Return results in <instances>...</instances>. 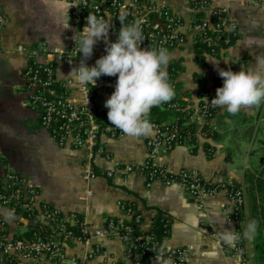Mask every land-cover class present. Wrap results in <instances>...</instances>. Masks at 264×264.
Listing matches in <instances>:
<instances>
[{"label": "crops", "instance_id": "crops-1", "mask_svg": "<svg viewBox=\"0 0 264 264\" xmlns=\"http://www.w3.org/2000/svg\"><path fill=\"white\" fill-rule=\"evenodd\" d=\"M153 1L181 16L185 29L191 25L193 12L187 0ZM215 4L226 6L239 23L237 41L220 55H208L205 69L195 61L192 35L189 34L181 47L169 51L170 62L181 60L185 67L178 80L183 82L184 90L191 93L194 103L198 102L195 73L205 76L212 94L215 78L219 76L218 68L231 67L239 71L242 66L247 68L255 63V55L264 52V0H216ZM0 5L7 18L0 45V169L8 165L27 175L40 189L42 200L63 212L82 215L94 228L104 227L108 217L118 216L120 202L126 200L143 213L145 230L151 227L158 210L165 212L171 223L165 244L189 246L190 264H250L243 253L236 251L237 240L229 244L222 238L224 228L234 229L238 234L236 224L229 219L233 205L224 190H219L206 207L200 208L181 185L156 181L147 188L145 176L140 171L128 174L127 182L122 175L114 178L101 175L90 180L83 177L82 164L87 151L59 146L27 103L24 70L32 54L19 48L22 44L32 46L41 40L64 46V36L70 29L69 0H0ZM107 38L95 44L92 56L85 61L89 67L103 53ZM38 59L45 61L54 57L41 55ZM81 59H84L83 54L80 62ZM73 67L76 66L70 61H58L57 80L64 82L71 78L68 74ZM69 93L79 104L83 102V95L74 87L69 88ZM108 98L99 97L97 104L106 107ZM210 123L216 128L213 137L205 138L197 126L196 144L177 142L156 157V162L173 171L196 169L210 182H224L242 189L250 187L251 181H256L264 168V143L259 141L264 139V104L242 109L235 115L219 107ZM235 124L239 129L235 138L241 152L231 142ZM102 139L111 157L103 153L94 156L93 163L101 173L125 163L140 164L147 157L144 137L123 133L115 139ZM99 242L101 253L88 264H113L114 261L135 264L125 258L119 236L105 237ZM90 249L80 240L69 244L66 249L68 264Z\"/></svg>", "mask_w": 264, "mask_h": 264}, {"label": "built area", "instance_id": "built-area-1", "mask_svg": "<svg viewBox=\"0 0 264 264\" xmlns=\"http://www.w3.org/2000/svg\"><path fill=\"white\" fill-rule=\"evenodd\" d=\"M187 1L193 12V20L185 29L181 16L153 0H69L70 29L64 36V46L51 45L45 40L32 46H19L21 50L32 54V60L24 70L27 103L59 146L83 148L87 151V157L82 164L85 179L90 180L101 175L107 178L122 175L127 182L128 174L140 171L145 176L147 188L156 181L166 185H181L200 208L206 207L219 190H224L233 205L229 219L237 225L244 208L242 188L224 182H210L196 169L173 171L156 162V157L174 147L177 137L175 131L165 132L160 123L150 121L153 124V133L144 137L148 153L143 162L121 164L102 173L97 170L93 163L96 154L103 153L107 158L111 157L102 138L115 139L124 133L108 120L109 109L97 104L99 97L112 95L118 76L102 75L95 86L79 85L72 78L64 81L68 89L74 87L83 95L84 99L80 104L70 93L58 94L53 88V84L58 81V61L67 60L76 67L80 64L82 53L78 54L75 36L83 30L90 13L103 17L111 26L104 51L92 66L106 54L107 43L118 39L121 15L125 16V25L136 19L143 21L141 47L155 45L157 48L172 50L185 44L189 34L195 42H206L211 53H222L232 46L233 41L240 35V27L229 9L216 5V0ZM6 22L7 18L0 5V45ZM41 55L53 56L54 59L40 61L38 57ZM223 83L224 80L219 75L215 79L212 96ZM210 95V91H202L197 103L186 98L192 101L188 107L193 109L189 123H193L195 129L200 127L205 138L213 137L216 130L210 123L215 114L212 110L215 105L211 103L213 97ZM99 107L107 109V112L98 114ZM190 137L196 138L195 130ZM120 210L118 216H110L105 220L104 227L94 228L83 217L79 218L78 213L63 212L42 200L40 189L27 175L6 165L4 169H0V264H68L67 246L79 240L88 244L91 249L83 257L73 258L72 264H88L90 259L101 253L99 240L115 236H119L123 242L125 258L135 264H142V258L148 252H152L151 258L155 264H190L192 252L189 246H167L166 238L159 240L155 234L147 233L151 227L148 230L143 228L144 215L134 203L122 200ZM166 218L169 220L167 214ZM130 221L137 224L142 233L134 235ZM238 235L240 239L239 232ZM239 239L235 249L242 254L243 248L238 243ZM113 264L123 263L114 261Z\"/></svg>", "mask_w": 264, "mask_h": 264}, {"label": "clouds", "instance_id": "clouds-1", "mask_svg": "<svg viewBox=\"0 0 264 264\" xmlns=\"http://www.w3.org/2000/svg\"><path fill=\"white\" fill-rule=\"evenodd\" d=\"M82 31L75 36L78 54L82 53L78 67L68 74L77 84L95 86L102 75L118 76L115 91L106 100L110 123L130 137H148L153 133V124L148 119L155 106L170 102L175 97L174 85L167 71L170 53L164 48L141 47L143 21L134 20L125 25V16L119 20L121 28L118 39L109 41L106 54L89 67L85 62L93 54L95 44L107 38L111 26L103 17L89 14ZM223 86L217 89L211 103L224 108L230 114L242 109H251L264 104V52L255 55V63L239 71L218 68ZM257 221H250L245 228L246 238L257 232ZM222 238L231 244L239 239L234 229L223 230Z\"/></svg>", "mask_w": 264, "mask_h": 264}, {"label": "trees", "instance_id": "trees-1", "mask_svg": "<svg viewBox=\"0 0 264 264\" xmlns=\"http://www.w3.org/2000/svg\"><path fill=\"white\" fill-rule=\"evenodd\" d=\"M240 35L238 36V38ZM237 38V39H238ZM235 39L233 44L237 41ZM222 42V40L220 39ZM232 44V45H233ZM156 47L155 45H149L148 48ZM157 48V47H156ZM168 51L171 48H166ZM194 52H195V61L205 69L208 65L207 56L208 55H220V52L211 53L210 48L201 40H197L194 43ZM185 67L181 60L171 61L168 64L167 71L169 73L170 82L174 85L175 88V97L168 103L162 104L160 106H155L151 109L148 119L150 121H154L160 123L162 129L165 132L175 131L177 133V137L175 139L176 142H184L193 145L196 144V138H191L190 135L194 132L195 126L193 123H189L193 109L189 108L188 105L192 102L191 100V93L188 90H184V84L182 81L178 80L180 73L184 71ZM227 69V68H226ZM218 77V76H217ZM216 77V78H217ZM195 81L198 83V96L202 91H209L207 88V79L202 73H195L194 74ZM215 78V79H216ZM53 88L58 94H68L69 89L64 82L57 81L53 84ZM217 93V90H216ZM216 93L214 96L212 94L210 97L215 98ZM186 98L191 99L190 101ZM203 104V101L201 102ZM172 104L178 105L177 107L171 106ZM98 114L102 112H107V109L97 108ZM219 107L215 106L212 110L214 113L218 111ZM215 115V114H214ZM168 120L171 121L168 124ZM100 122H103L100 120ZM193 151L196 150L195 146L192 148ZM130 203V201H129ZM133 203V202H132ZM79 218H82V215L79 214ZM129 223H132L130 221ZM243 212L239 218V222L237 223V231L240 233L239 245L244 247V235H243ZM133 224V234H140L142 230L138 227L137 224ZM171 223L166 218V213L162 210H158L157 215L153 218L150 231L147 233L155 234L159 240H163L167 238L169 235ZM152 252H148L142 258V264H155L154 260L151 258ZM258 260L260 264H264V251L261 249V253L258 256Z\"/></svg>", "mask_w": 264, "mask_h": 264}, {"label": "rangeland", "instance_id": "rangeland-1", "mask_svg": "<svg viewBox=\"0 0 264 264\" xmlns=\"http://www.w3.org/2000/svg\"><path fill=\"white\" fill-rule=\"evenodd\" d=\"M243 192V235L250 221L255 220L258 224L254 237L249 239L244 235L243 255L250 264H260L258 256L261 249L264 251V168L256 181H251V186L243 189Z\"/></svg>", "mask_w": 264, "mask_h": 264}, {"label": "water", "instance_id": "water-1", "mask_svg": "<svg viewBox=\"0 0 264 264\" xmlns=\"http://www.w3.org/2000/svg\"><path fill=\"white\" fill-rule=\"evenodd\" d=\"M260 122H263V121L261 120ZM167 123L170 124L171 121L168 120ZM233 129H234V130H233V136H232V140H231V142H232L233 144H235L237 151L241 152V148H240V146H239V144L237 143V140H236V138H235V136H236L237 134H239V129L237 128V124H235V126H234ZM250 129H251V128H250ZM263 135H264V134H263ZM263 138H264V137H263ZM259 141H260L261 143H263V142H264V139H261V140H259Z\"/></svg>", "mask_w": 264, "mask_h": 264}]
</instances>
